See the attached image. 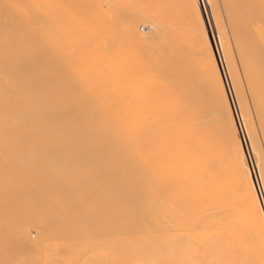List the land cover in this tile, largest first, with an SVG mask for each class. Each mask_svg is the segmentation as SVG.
Instances as JSON below:
<instances>
[{"label": "bare ground", "instance_id": "bare-ground-1", "mask_svg": "<svg viewBox=\"0 0 264 264\" xmlns=\"http://www.w3.org/2000/svg\"><path fill=\"white\" fill-rule=\"evenodd\" d=\"M116 1L0 0V246L33 249L58 225L74 240L87 227L61 220L89 199L116 211L118 245L150 243L107 264H242L222 233L211 254L156 244L191 230L176 207L201 196L209 213L252 200L258 217L243 221L264 241V0H221L223 21L238 23L231 47L215 0L183 5L198 46L165 0L156 14L132 8L108 23ZM208 177L210 190L199 187Z\"/></svg>", "mask_w": 264, "mask_h": 264}, {"label": "rangeland", "instance_id": "rangeland-1", "mask_svg": "<svg viewBox=\"0 0 264 264\" xmlns=\"http://www.w3.org/2000/svg\"><path fill=\"white\" fill-rule=\"evenodd\" d=\"M156 1L157 0H117L116 2H119V3L118 4L116 3L117 5L114 4L115 8H114V12H113L112 17H108V18L105 17L104 19H107L106 21H108V23H110L111 21H113L114 17L116 16L114 23H117L118 21H120L122 19L121 14L122 13L125 14L126 11H130L131 13L141 11V12H144L147 14H149V13L154 14L156 11H158L157 7H158V9L160 8V10H161L162 9L161 7L163 6L161 4L160 0H158L157 2ZM163 1L164 0H162V3H163ZM183 1L185 2L186 0H182V1L181 0H167V1L165 0L164 1V4H165L163 6V9H164L163 12H165L164 15L167 16V18L170 20L173 19V22H176V24H177V22L180 23V21H178V20H181V23H184L185 22L184 20L187 17H190L192 15L191 14L189 16L191 11H188L190 13L189 14L187 13L186 15H188V16H186V18H185V12L188 10V8H187V10H185V12L183 10L185 9L184 7L189 6V3H187L188 6H183L187 2L186 1L184 3ZM224 1L226 2L227 0H224ZM224 1L222 0L223 3H225ZM165 2H168V4ZM214 2L215 3L213 4L214 5L213 7L218 9L219 15L222 18V24H224V31L227 34H230V38H229V36H227V45L229 47H231V40H230L231 36H232L231 33L234 31V28L237 27L238 23L236 21L232 22V20H230V19H227V22H225L226 20L223 21L224 16L227 17V15H226V13H225V15H223L224 14L223 11H225L226 8H222V7L225 6V4L227 2L223 5L221 4V0H215ZM158 4H160L161 6H159ZM190 4H191L190 5V7H191L192 4H194V3L190 2ZM215 4L217 5V7ZM155 7H156V9H155ZM225 7H227V5ZM132 8H134V10ZM170 8L172 9L171 12H173V14H174L172 16H174V17H171V12H169ZM193 8H191V9L189 8V10H192V12H194L195 10H193ZM154 9H155V12H154ZM222 9H224V10L222 11ZM132 10H133V12H132ZM104 12H105V10L102 13L104 14ZM156 13H158V12H156ZM176 13H178V15L179 14L180 15L179 16L175 15ZM194 14H195V12H194ZM194 14L192 16L195 17L196 14L195 15ZM175 16H176L177 20L175 19ZM180 16H181V18H179ZM194 17H191V20ZM196 18H194V21L192 20L191 22H189L190 19L187 18V20L189 19L188 24H189V28H191L190 31L192 30V32H190L189 30L186 32V30H187L186 27L184 29L183 28L179 29L180 25L179 24L175 25V23H173L175 26H178V27H176V28H178V31L175 30L174 33L176 31H177L176 34L178 32L181 34H183L185 32H186V34L191 33L192 35L191 34L190 35L187 34V35H189V37L190 36L192 37L193 34L196 33L195 31H194L195 33H193V30L199 28V27L198 28L195 27V24H197V21H195ZM185 25H186V22H185V24H182L181 26L184 27ZM144 27H145L144 22L139 21V23H137L136 25L133 26V29L141 32L140 34H144L145 30H146ZM193 27H195V28H193ZM197 31H199L198 33H200L199 29ZM199 35H201V33ZM199 35L196 34L193 37H195V36L199 37ZM201 37H202V35H201ZM190 38H188V39H190ZM198 39L200 41L201 39H204V38L200 39V37H199V38L195 39L194 41H198ZM190 40L192 41L191 43H193V44L197 43V42H193L192 38ZM199 43H201V42H199ZM197 44H195V45H197ZM195 45H194V47H196ZM148 47L153 48V49L155 48L156 50H160V49L162 50L164 45H162V44L156 45L155 44L152 47L151 46H148ZM107 48L108 47H106V49H105V53H107L105 56H107V58H108V55L110 57H111V55L109 54L110 52H108L109 48L108 49ZM200 48L201 47L196 48V50L200 49ZM230 53L234 57V59L236 60V54L233 51H230ZM160 54H162V53L160 52L159 55ZM160 56L164 57L165 55L163 54ZM110 57L107 59V62L110 61ZM160 65L162 67H166L167 63L162 62L158 65L153 64L152 66H154V67L159 66L160 67ZM208 74L211 75V73H208ZM208 77L211 79L212 76L211 77L208 76ZM208 77H207V79H209ZM205 78H206V76H205ZM210 88H208V89H210ZM206 92H210V91H206ZM204 94H205V92H204ZM204 94L201 93V95H204ZM210 94L212 95V93H210ZM201 95H199V96H201ZM211 95H210V98L212 99L214 94L212 95V97H211ZM206 96L208 97L209 94H207ZM209 178H212V177H208V178L203 179L201 181L199 187H204V188H207L208 190H210L207 186L202 184L203 181H205ZM117 193H120V191H117ZM86 196H88V194H86V195L84 194V196H82V197L84 198ZM206 201L207 200H205L201 196V197H197L194 201L187 202L186 204H183L182 206H177L176 208L180 212L178 214L180 217H183V215L185 214V210L189 213L190 217L185 219L184 222H186L187 224L190 225L191 230L189 232L183 234V236L173 235V236L166 238L162 241L158 240V243L156 245L159 247H164L167 245H175L176 242H178L177 245L182 244L183 242H188V243L193 244L194 246L204 248L205 252L207 254H211L209 246H208L209 242H211V241L214 242V239L217 237V235L219 233H222L223 234L222 244L224 243L223 245L230 246L233 249H236L238 251V253L240 254L239 255L240 256V262L242 264H264V261H263V258H264V241H262V239H261V241L263 243L258 241V239H260V238L257 237L258 232H256V230H257L256 226H255V228H252L253 226L252 227L247 226V224H244V223H246V221L245 222L243 221L244 218H246V219L248 218L246 216H249V218H250V216H252L256 221V219H257L256 217H258V216H256V214L259 211L254 206V202L252 200H248L246 202H243L242 200L241 201L235 200L237 202L231 200L232 205L235 203L240 204L241 202H243L242 203L243 208H241V212L234 213V212H232V211H234L233 207H229L226 204H224L225 202H228L227 200H225L219 204V205H222L223 207L226 208L225 212H222V207H220V208H216L219 213H209L208 211L207 212L203 211V209L206 208V206L209 207V205H210ZM238 202H240V203H238ZM95 204H97L95 201L86 199L85 204H82V205L77 207V209H76L77 214H75L74 216H70V219H68V220L66 218H65L66 220H61L62 223H65V222L68 223V221L80 222V224H81V222L84 223L85 226L87 227V229L82 228V229H84V231H82V235L77 237V238H82V239L76 240L77 238H74V240L66 241L67 237H65L66 236L65 230H64V228L61 227V225H58L57 228L51 232L49 239L42 242L41 244H39L37 247H35L33 249H27L26 250V249H23L20 247H16L15 245H12V244L10 245V243H6V242L3 243L0 246V264H91L92 261L96 262V264H107V263H113L115 261V259L117 261L119 258L125 259L126 257H128L130 255L133 256V254L135 252H137V251H134L133 248H136L138 251H142V250L146 249L145 246L150 244L146 240L144 242V241H136V240L126 239L125 242H124V240H122L121 245H118L117 242L120 240H117L115 235L117 234V232L123 231L125 226L119 220L110 221V219L113 217V215L116 212V211H114L113 207L106 206V204H102V206L100 204L99 205H95ZM235 207H237V206H235ZM183 208H185V210ZM228 213L232 217H230L228 215ZM243 213L245 215H243ZM260 218H262V216ZM260 218H258V219H260ZM58 222H60V221H58ZM91 222H93V223H91ZM249 222H251V224L254 223V221H250V220H249ZM249 222H247V223L249 224ZM87 223H90L91 226H88ZM262 225H263V223H262ZM212 228H214L215 231L212 230ZM216 228H218V229H216ZM262 229H264V228H262ZM261 231L262 230L260 229V232ZM261 233H262L261 235H264V231H262ZM179 236H181L180 237L181 239H178ZM258 236H260L259 233H258ZM31 238H35L34 233H31ZM262 238H264V237H262ZM95 240H98L100 243L98 245H95L94 244L96 242ZM133 242H135L136 247H132L131 244ZM249 246H252V249H251L252 251L250 250ZM160 253H162V256L164 257L165 253L163 250H157L155 254L157 257H160L161 256ZM138 255H139V252H138ZM96 258H98V259H96Z\"/></svg>", "mask_w": 264, "mask_h": 264}]
</instances>
